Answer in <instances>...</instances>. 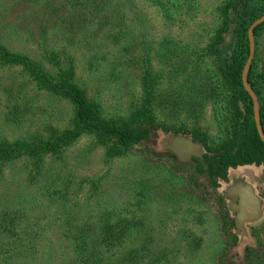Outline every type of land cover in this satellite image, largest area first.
Masks as SVG:
<instances>
[{"label": "rangeland", "instance_id": "obj_1", "mask_svg": "<svg viewBox=\"0 0 264 264\" xmlns=\"http://www.w3.org/2000/svg\"><path fill=\"white\" fill-rule=\"evenodd\" d=\"M219 2L188 0L190 25L183 26L175 18L167 23L149 0H88L82 14L74 0H0V42L50 71L71 68L103 117L115 121L128 120L140 106L147 69L156 120L172 130L199 128L212 141L222 125L220 97L203 84L218 74V60L188 54L191 47L206 52ZM256 43L257 58L264 59V32ZM71 116L68 101L36 88L18 67L0 66V141L47 137L69 126ZM169 134L156 131L147 147L168 150V138L177 135ZM106 152L93 135H83L56 159L2 166L0 264H217L225 237L215 201H203L167 164L154 165L134 150ZM108 225L123 231L124 242L87 258L80 248L90 250ZM247 227V236L224 252L240 259L245 246L255 247L253 227L264 244V217ZM259 252L254 264H264V249Z\"/></svg>", "mask_w": 264, "mask_h": 264}, {"label": "trees", "instance_id": "obj_2", "mask_svg": "<svg viewBox=\"0 0 264 264\" xmlns=\"http://www.w3.org/2000/svg\"><path fill=\"white\" fill-rule=\"evenodd\" d=\"M74 1L79 8L78 14H82L88 0ZM149 1L160 8L167 23L173 24L170 18H175L183 26L190 25L186 19V11L183 9L186 4L191 7L190 3H187L188 0ZM263 14L264 0H220L215 7V16L210 25L213 29L208 37L206 52L197 53L195 47H191L188 54V58H192L196 55L204 57L212 53L218 60L216 70L218 74L205 77L203 84L204 90L208 93L210 89L216 90L220 97L218 104L222 112V125L219 135L212 141L208 139L207 133L199 128L172 130L156 120L153 112L155 81L152 72L147 69L142 77L140 106L128 120L115 121L103 117L100 105L90 100L85 91L78 86L71 68L59 66L50 71L35 56L17 51L0 42V66L18 67L36 88L48 91L72 105L69 126L56 129L47 137L0 141V171L2 172V166L21 158L36 165L47 156L56 159L64 149L83 135H93L99 143L105 145L107 156H120L134 150L154 165H169L186 179L188 186L197 188L203 201H215L218 227L225 237L217 264H254L262 258L259 251L264 249L260 231L255 227L252 235L255 237L256 246H245L240 259L234 258V255L231 256L229 253L231 252L229 249L238 243L239 232L236 230L234 217L230 213L223 192L231 181L232 168L255 165L259 169H264V142L258 135L251 97L245 91L241 77L242 68L249 54L248 28ZM194 15H190L189 18ZM263 25L264 22L254 30L255 55L247 75L248 83L255 91H264V59L257 58L256 43L257 38L264 32ZM226 43L229 46L222 51V45ZM188 50L189 48H185L184 53ZM194 71L196 72L197 69L193 68L190 74L192 75ZM232 90L234 93L231 92ZM259 115L264 133V110H260ZM156 131L168 133V136L169 133L182 135L188 132L189 138L203 146L202 156L181 161L169 150L155 151L148 148ZM98 236V242L90 250L89 247L80 248L86 253L87 258L88 256L95 258V253L101 248H104V251L105 248H114V246L119 248L124 242L123 231L119 228L115 233L112 225H108L105 232L102 231ZM226 250L229 252H224ZM85 255L81 254L80 258L84 259Z\"/></svg>", "mask_w": 264, "mask_h": 264}, {"label": "water", "instance_id": "obj_3", "mask_svg": "<svg viewBox=\"0 0 264 264\" xmlns=\"http://www.w3.org/2000/svg\"><path fill=\"white\" fill-rule=\"evenodd\" d=\"M263 22L264 14L251 23L248 28L249 54L242 68L241 77L244 89L249 93L253 100V112L256 129L260 139L264 142V133L260 124L258 100L247 80V75L255 52L254 30ZM166 148L173 152L181 161H186L192 156L201 157L204 151L203 146L200 143H197L191 138L185 137L183 135H171L168 138V144ZM225 195L232 200H234L236 195L239 196L238 203L236 204L232 201L230 206L233 211H237V230L245 232L244 221L252 220L259 215L260 209L258 198L253 194L251 187L242 183L241 181H235L233 184L228 186L226 188ZM250 213H253V215H249Z\"/></svg>", "mask_w": 264, "mask_h": 264}, {"label": "flooded vegetation", "instance_id": "obj_4", "mask_svg": "<svg viewBox=\"0 0 264 264\" xmlns=\"http://www.w3.org/2000/svg\"><path fill=\"white\" fill-rule=\"evenodd\" d=\"M231 92L234 93V90H232ZM253 92H254L255 96L257 97L258 106H259V112H260V110H264V91L263 90H259V91L253 90ZM248 95H249V93H248ZM234 99H235V97H233V100ZM251 101H252V108H253V100H252V98H251ZM192 157H194V156H192ZM191 158H189L188 160H190ZM188 160H186V161H188ZM248 166L249 167H247V166L241 167L240 169H237V168H232L231 169V171H232L231 181L229 182V184L226 185V187L224 189V192H223L224 196L226 198L227 206L229 207L230 213L234 217L235 226H236L237 211H233L231 209L230 204H231L232 201L237 204L238 201H239V196L236 195L234 200L230 199L229 197H227L225 195L226 188L228 186H230L231 184H233L235 181H241L242 183L247 184V185H249L251 187V189L253 191V194L259 200V209H260L259 215L256 216V218H254L252 220H249V221L245 220L244 221V227H245L246 233L237 230V226H236V230L239 232V235H241L242 237H246L247 236V233H248L247 225L253 224L255 222H258L264 217V172L259 175L258 172H257L259 168L257 166H255V165H248ZM249 215H253V213L252 214L250 213Z\"/></svg>", "mask_w": 264, "mask_h": 264}, {"label": "crops", "instance_id": "obj_5", "mask_svg": "<svg viewBox=\"0 0 264 264\" xmlns=\"http://www.w3.org/2000/svg\"><path fill=\"white\" fill-rule=\"evenodd\" d=\"M246 166V165H245ZM245 166H240V167H237V169H240L241 167H245ZM248 166V165H247ZM231 171V170H230ZM258 172L260 174H262L264 172V169H258ZM232 175V171L230 172V176Z\"/></svg>", "mask_w": 264, "mask_h": 264}]
</instances>
